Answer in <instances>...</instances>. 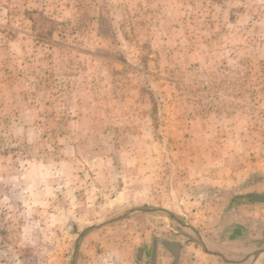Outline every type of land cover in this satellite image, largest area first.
I'll use <instances>...</instances> for the list:
<instances>
[{
    "label": "rangeland",
    "instance_id": "obj_1",
    "mask_svg": "<svg viewBox=\"0 0 264 264\" xmlns=\"http://www.w3.org/2000/svg\"><path fill=\"white\" fill-rule=\"evenodd\" d=\"M263 195L264 0H0V264H134Z\"/></svg>",
    "mask_w": 264,
    "mask_h": 264
},
{
    "label": "crops",
    "instance_id": "obj_2",
    "mask_svg": "<svg viewBox=\"0 0 264 264\" xmlns=\"http://www.w3.org/2000/svg\"><path fill=\"white\" fill-rule=\"evenodd\" d=\"M250 201L225 213H212L207 226H200V213L192 209L195 220L186 222L188 234L140 248L134 264H255L264 250V201ZM173 245L179 249L175 263Z\"/></svg>",
    "mask_w": 264,
    "mask_h": 264
},
{
    "label": "water",
    "instance_id": "obj_3",
    "mask_svg": "<svg viewBox=\"0 0 264 264\" xmlns=\"http://www.w3.org/2000/svg\"><path fill=\"white\" fill-rule=\"evenodd\" d=\"M252 200H254V201H264V195L263 196H259V197H254V198H252ZM170 250L173 253L174 263H175L177 261V258H178L179 249H178V247L173 245V247Z\"/></svg>",
    "mask_w": 264,
    "mask_h": 264
}]
</instances>
